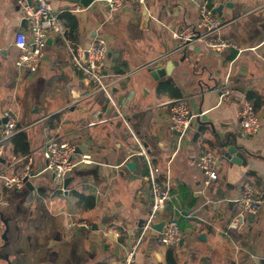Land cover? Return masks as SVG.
Masks as SVG:
<instances>
[{"label": "crops", "instance_id": "0c3cea01", "mask_svg": "<svg viewBox=\"0 0 264 264\" xmlns=\"http://www.w3.org/2000/svg\"><path fill=\"white\" fill-rule=\"evenodd\" d=\"M50 2L57 11L79 6L64 0ZM204 2L148 0L146 8L133 6L112 13L103 0H96L89 9L69 12L79 19L77 48H89L96 35L107 37L105 81L115 82V98L124 97V110L135 136L143 146L147 143L153 164L170 188V201L158 223L175 216L184 232L183 243L174 247L161 244V233L147 232L136 264H168L170 252L176 264H264V204L254 222L229 229L238 212L237 205H229V201H235L246 185L258 187L264 201V0L212 2L213 9L224 6L221 14L215 12L226 24L222 36L238 45L242 50L239 55L235 51L219 55L203 43H195L164 62L163 67L187 55L171 76L156 81L151 76L153 69L142 68L179 47L175 34L199 19ZM22 21L13 0H0V126L7 114L16 117L19 127L29 135L37 169L40 162L42 167L45 164L42 149L46 140L55 135L74 141L78 154H90L94 163L75 170L65 195L53 188L49 174L48 181L38 176L32 182L36 187L33 197L28 187L10 193L0 185V255L10 254L12 264H123L126 249L143 234L139 224L146 222L151 206L146 180L149 170L145 160L135 156L139 144L125 125L114 119L116 112L109 104L104 112L107 98L103 93L89 95L91 87L75 70L61 40L52 37L35 75L17 70L16 35L25 32L29 40L32 38L29 29L22 28ZM231 70L235 93L230 102H223L220 89ZM242 72L244 77L239 78ZM167 82L187 98L195 115L193 128L181 144L170 128L167 102L172 100L171 93L159 91ZM239 84L244 85V93L234 89ZM33 90L49 93L41 107L32 104L26 112L21 104L6 103L16 101L20 92ZM250 93L259 97L262 128L258 134L245 137L239 111L243 96ZM55 115H60V122L51 120ZM98 118L112 121L102 123ZM222 143L241 147L247 166L229 167L222 157ZM207 152L220 164L218 179L206 188L197 162ZM13 154L17 153L12 145H6L3 168ZM129 161L136 163L134 170L126 167ZM76 193L95 197V208L79 206ZM42 217L49 218L43 230ZM3 221L10 227L6 248ZM84 221L98 230L91 228L77 235L79 230L68 229L70 224ZM113 225L119 229L118 237L124 239L121 245L104 239V231ZM0 264L7 262L0 258Z\"/></svg>", "mask_w": 264, "mask_h": 264}, {"label": "built area", "instance_id": "2783aa9c", "mask_svg": "<svg viewBox=\"0 0 264 264\" xmlns=\"http://www.w3.org/2000/svg\"><path fill=\"white\" fill-rule=\"evenodd\" d=\"M103 1L108 5L112 13L120 12L126 6H141L146 8L148 5V0ZM13 2L19 8L22 18L27 21L32 37L29 40L25 32H19L16 35L14 44L19 50V55L15 62L17 70L35 75L45 56L47 39L52 36L61 40L66 45L75 70L82 75L84 82L91 87L89 95L103 93L109 99V105L116 112L114 119L123 123L139 144L140 151L138 153L144 156L149 170L146 180L151 192V206L149 216L142 229V236L127 248L124 253L123 264H136V257L141 241L147 232L153 230V225L158 224L160 221L162 213L168 206L171 194L170 188L160 176V169L153 164L147 150L135 136L124 110L125 105L123 102L119 104L114 96L113 87L115 82L108 83L105 81L106 75L104 73L107 71L109 65L108 39L104 35H96L91 46L87 49L77 48L69 41L67 35L68 29L61 15L64 12H81L84 9L80 6L57 11L50 0H13ZM225 26L226 24L216 15L214 9L209 8L208 3L204 2L200 9L199 19L175 34V37L180 41L179 47L172 53L156 59L142 68L154 69L159 65H164V62L173 54L186 51L195 43H203L206 48L219 55H225L230 51H235L239 55L242 50L238 45L222 36V30ZM232 77L233 73L231 70L230 78L220 89V96L223 102H230L233 99L235 92L232 87L234 84L233 80H231ZM75 104L73 103L71 106ZM167 105L169 106L171 131L180 133L178 140L179 144H181L189 136L193 128L195 115L186 97L172 99L167 102ZM6 118L8 119L7 123L0 126V185L5 191L10 193L20 192L27 187L28 182L32 183L39 175L45 173L51 175L54 184L65 192L64 181L78 167L94 163V158L90 154H78V146L74 141L55 135L48 138L43 146L42 154L45 164L39 175H36L37 163L35 152L24 155L21 153L13 154L7 164V168H3L2 159L4 158L7 142L17 134L25 131L24 128L19 127L16 117L7 114ZM239 119L243 136L252 137L260 132L262 128V116L247 96H243L242 98ZM98 121L108 123L112 119L102 120V118H98ZM197 166L206 178L204 180L206 188L218 179L217 157L213 153H202L198 159ZM235 201L238 212L230 225V230H238L250 215L259 216L264 204L260 189L251 184L244 187ZM81 227L90 229L92 225L84 221L70 224L68 229L79 230ZM108 231L117 233L118 229L113 225L109 227ZM108 231L105 230L104 232L109 233ZM183 238L184 232L179 219L175 216L168 218L165 221L163 232L160 234L161 244L164 247L178 246Z\"/></svg>", "mask_w": 264, "mask_h": 264}, {"label": "water", "instance_id": "95a60500", "mask_svg": "<svg viewBox=\"0 0 264 264\" xmlns=\"http://www.w3.org/2000/svg\"><path fill=\"white\" fill-rule=\"evenodd\" d=\"M68 5L69 4H73V5H79L80 7H82L83 9H89L95 2L96 0H64ZM223 5H219L217 6L216 8H214V12H217L219 14L222 13V10H223ZM65 9H69V6H66ZM128 10L130 9V6H126L124 8V10ZM146 14H147V10H144V13H143V16L146 17ZM21 26L22 28H24L25 30H28V23L26 20L23 19L22 23H21ZM52 42H53V38L52 36H50L48 39H47V44L48 45H52ZM187 58V55H185L180 61L181 62H184ZM180 61H170L166 64V66H162V65H159L157 67H155L153 70H151V76L154 80L158 81L164 77H167V76H171L172 74V71L174 70L175 67H177L180 63ZM245 73V71H244ZM105 75H107V73L105 72L104 73ZM244 77V74L242 72V74L240 73V76L239 78H243ZM234 89L244 93L245 92V88H244V85L242 84H239L237 86L234 87ZM113 92H117V90H113ZM123 99L124 97L123 96H120L119 97V104H121L123 102ZM109 99H106L105 101V107H104V112L109 104ZM8 119L5 117L3 119V125H5L7 123ZM203 130V127L199 128V132L197 133L196 135V138H199L200 137V134ZM174 134L179 137L180 136V133L178 132H174ZM146 150L148 148V145L147 143H144V146H143ZM221 148H222V157L223 159L228 163L229 167L233 168L235 165H238V166H247L248 164V161H247V158H246V155H245V152L241 151V147H238L237 145H230L229 143H222L221 145ZM147 153L149 154L150 151L147 150ZM150 155V154H149ZM135 156L138 157L141 161L142 160H145L144 156L143 155H140L139 153H135ZM217 163L220 164V161L217 159ZM136 166V163L135 162H132V161H129L126 163V167L130 170H134ZM42 171V165H41V162L39 163V167L36 171V175H39ZM122 175V174H121ZM73 181V178L71 177H68L65 181H64V189H65V193H68V187L69 185L72 183ZM28 189L30 190L31 192V196L33 197L34 194H35V191H36V187L33 183L31 182H28L27 185ZM236 204V201H229V205H235ZM170 209V208H169ZM255 216L254 215H250V217L248 219H245L244 222L246 221H250V222H254L255 220ZM3 224L5 226V231L3 233V240L5 241V244H4V248H6L8 246V232L10 230V227H9V223L8 221H3ZM145 224L144 221H140V224H139V227H143ZM165 226V221H161L160 223L158 224H154L153 225V230H155L156 232H159V233H162L163 232V228ZM93 230H98V227L96 225H93V227H91ZM90 228V229H91ZM89 230V228L87 227H81L79 228V231H77V235H81L82 232L84 231H87ZM118 232H119V229H118ZM104 235V239H111L112 241H116L117 244L121 245L123 242H124V239L123 237H118V235L116 233H103ZM200 238L201 239H204L205 238V235L204 234H201L200 235ZM183 243V240L181 241V244ZM105 246L108 248L109 245L105 244ZM0 258L4 261L7 262V264H12L11 262V258H10V254H5V255H0Z\"/></svg>", "mask_w": 264, "mask_h": 264}, {"label": "trees", "instance_id": "16d2710c", "mask_svg": "<svg viewBox=\"0 0 264 264\" xmlns=\"http://www.w3.org/2000/svg\"><path fill=\"white\" fill-rule=\"evenodd\" d=\"M206 2L208 3V7L213 9V0H206ZM62 20L64 21L67 29H68V39L69 41L75 45V40H76V35H77V30L79 27V19L75 16L70 14L69 12H64L61 15ZM236 56V53H234L233 55H231V59L234 58ZM119 74H122L121 71H118ZM159 91H169L171 93V98L172 99H176V98H181L183 97L179 91H177L173 84L170 83H166L160 86ZM247 98L249 100H251L254 103V106L256 108V110H259V106H260V101H259V97L255 94H248ZM60 115H55L51 118V120H56L58 122H60L59 119ZM11 144L13 151L15 153H21V154H28L31 152V144H30V139H29V135L25 132L19 133L16 136H14L13 138H11L8 142L7 145ZM76 197L78 199V205L82 206L85 210H92L95 208L96 206V199L93 196H86L84 194L81 193H76ZM168 264H176V258L175 256L170 252L168 253Z\"/></svg>", "mask_w": 264, "mask_h": 264}, {"label": "rangeland", "instance_id": "374dc122", "mask_svg": "<svg viewBox=\"0 0 264 264\" xmlns=\"http://www.w3.org/2000/svg\"><path fill=\"white\" fill-rule=\"evenodd\" d=\"M52 85H54V84L52 83ZM45 94H49V93L46 92V91L37 92L36 90H33L31 92H25V93H22V94L20 92V96H19V98L16 101H8L6 103H8V104H10V103L11 104H13V103L21 104L22 110L28 112L29 109H30V106L32 104H35V105L40 106V107L42 106V103H43L42 99H43ZM42 115H44V113ZM39 177H42L43 179H46L47 181L50 178V176L48 174H45V173L39 175ZM35 180H33V181H35ZM50 183H51V185L53 184V188L55 190H58L60 192V194H62V195L64 194L65 195V192L61 191V189L59 187H57L52 181H50ZM41 220H42V222L45 220V223L41 225V227H43V228H41V230H43L46 227V223L49 221V218L42 217ZM40 223H41V221H40Z\"/></svg>", "mask_w": 264, "mask_h": 264}]
</instances>
